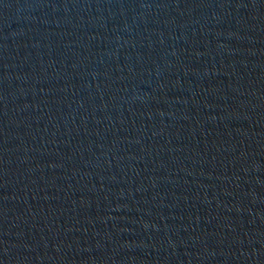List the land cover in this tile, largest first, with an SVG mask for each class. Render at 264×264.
I'll list each match as a JSON object with an SVG mask.
<instances>
[{
  "label": "water",
  "instance_id": "water-1",
  "mask_svg": "<svg viewBox=\"0 0 264 264\" xmlns=\"http://www.w3.org/2000/svg\"><path fill=\"white\" fill-rule=\"evenodd\" d=\"M0 264H264V0H0Z\"/></svg>",
  "mask_w": 264,
  "mask_h": 264
}]
</instances>
